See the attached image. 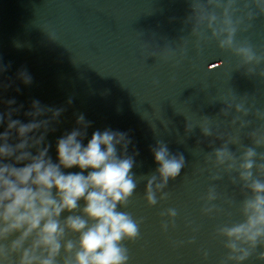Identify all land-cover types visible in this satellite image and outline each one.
Segmentation results:
<instances>
[{
  "label": "water",
  "instance_id": "water-1",
  "mask_svg": "<svg viewBox=\"0 0 264 264\" xmlns=\"http://www.w3.org/2000/svg\"><path fill=\"white\" fill-rule=\"evenodd\" d=\"M189 12L188 0H0V60L12 65L0 79H14L21 67L33 77L31 86L16 81L20 93L8 89L4 99L15 98L27 110L32 99L59 107L73 98L57 131L48 137L52 158L56 159V139L75 126L81 113L92 121L85 144L93 131L111 128L128 132L139 151L132 170L138 187L128 206L120 209L143 220L140 237L125 241L129 264H220L227 250L216 228L242 220L239 188L227 175L211 181V175L224 174L205 164V153L223 141L205 137L199 126L252 146L247 133L264 127V121L250 114L245 119L252 124L241 131L238 124H230L234 109L228 117L220 114L224 105L219 99L230 98L233 91L239 96L237 102L247 100L246 106L264 111V78L247 75L246 68L237 69L238 58L215 41L202 44L197 51L190 28L184 25ZM237 39H247L258 51L264 50V16L248 32L238 33ZM144 40L177 52L184 47L187 54L169 60L146 59L152 51L164 50L145 47ZM4 107L0 104V110ZM14 118L25 119L23 112ZM187 124L194 127L190 133L185 132ZM158 140L173 154L182 153L186 165L164 190L168 198L150 207L144 198L146 178L141 177L155 172L150 147ZM229 147L239 155V145ZM257 151L264 152V148ZM213 184L218 211L206 215L202 208ZM169 208L178 215L175 227L164 232L161 222L168 218L160 213ZM245 264L264 262L252 257Z\"/></svg>",
  "mask_w": 264,
  "mask_h": 264
},
{
  "label": "clouds",
  "instance_id": "clouds-1",
  "mask_svg": "<svg viewBox=\"0 0 264 264\" xmlns=\"http://www.w3.org/2000/svg\"><path fill=\"white\" fill-rule=\"evenodd\" d=\"M188 6L184 25L190 28L189 36L195 38L197 51L202 44L215 41L221 50L238 58L237 69L246 68L247 75L264 78V68L260 67L264 65V50L258 51L247 39H237L238 33L248 32L253 22L264 16V0H188ZM144 45L164 50L152 51L146 59L169 60L187 54L184 47L177 52L171 46L160 48L146 40ZM11 67V63L0 60V77ZM16 81L31 86L33 77L21 67L14 79H0V104L5 106L0 110V264H129L125 241L137 240L143 223L120 210L128 206L138 187L132 170L139 151L130 134L97 129L85 144L92 121L78 114L75 126L56 139L54 160L48 137L57 131L73 98L67 99V107L32 99L24 110L15 98L3 96L12 88L20 93ZM232 93L230 98L219 99L224 105L222 116L228 117L235 110L232 126L238 124L241 131L248 128L252 121L245 118L250 114L264 121V111L246 106L247 100L237 102L239 96ZM21 112L25 119L14 118ZM199 127L205 137L223 141L205 153V164L224 174L211 175L210 180L219 181L227 175L243 196L239 202L242 220L216 228L215 234L227 250L220 264H245L252 257L264 262V250L258 251L264 249V152L257 151L264 148V127L247 133L252 146L211 127ZM193 128L187 124L185 132ZM233 144L239 145V155L230 149ZM150 151L157 167L153 174L141 178H146L144 198L155 207L168 198L164 190L170 180L180 176L186 161L182 153L173 154L162 140ZM73 168L79 171H67ZM217 198L213 184L205 197L204 214L218 211L213 203ZM160 215L168 218L161 222L162 231L175 227L176 209L169 208ZM203 255L206 259L208 253Z\"/></svg>",
  "mask_w": 264,
  "mask_h": 264
}]
</instances>
